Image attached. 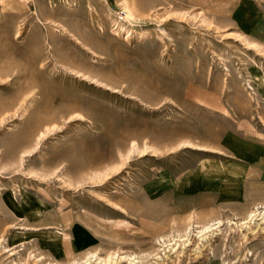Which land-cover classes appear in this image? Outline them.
<instances>
[{
  "label": "rangeland",
  "instance_id": "1",
  "mask_svg": "<svg viewBox=\"0 0 264 264\" xmlns=\"http://www.w3.org/2000/svg\"><path fill=\"white\" fill-rule=\"evenodd\" d=\"M2 71L0 264H264V0H0Z\"/></svg>",
  "mask_w": 264,
  "mask_h": 264
},
{
  "label": "bare ground",
  "instance_id": "2",
  "mask_svg": "<svg viewBox=\"0 0 264 264\" xmlns=\"http://www.w3.org/2000/svg\"><path fill=\"white\" fill-rule=\"evenodd\" d=\"M69 3V2H68ZM17 28V27H16ZM22 28V27H21ZM62 28H63V32L64 33H68L69 34V36L71 37H75L74 39L75 40H77V43H80V41H79V39L76 37V36H74V34H72L70 31H68V29L67 28H65L64 26H62ZM62 32V31H61ZM63 33V34H64ZM16 35H17V37L16 38H19V37H21V29L20 28H18L17 30H16ZM248 44H250V45H254V46H259L258 44H256V43H254V42H248ZM85 46V45H84ZM30 62L32 63V64H34V63H37V61H35V60H30ZM32 72V71H31ZM2 73H3V71L2 72H0V74H1V76H2ZM5 78H8V76H6ZM35 78V77H34ZM33 80V79H32ZM34 82V81H33ZM30 83V82H29ZM35 83H36V81H35ZM33 84V83H32ZM37 84V83H36ZM34 85V84H33ZM27 90V89H26ZM27 95V94H26ZM25 95V96H26ZM23 96V95H22ZM42 134V133H41ZM44 134V133H43ZM42 136V135H41ZM40 136V137H41ZM41 138H43V137H41ZM39 140V139H38ZM36 146H38V144L36 145ZM31 147H34V145H32ZM31 147H28V148H30V149H25V152L26 153H28V152H31L32 151V149H31ZM34 149V148H33ZM35 150H36V148H35ZM33 153V152H32ZM107 175V174H106ZM257 216V215H256ZM253 217V216H252ZM253 219V218H252ZM252 219H250L251 221H253ZM264 219V217L262 218V220ZM204 230V234L202 235L203 236V239L204 238H207L208 236H209V232L211 231V229H210V227H206L205 229H203ZM185 244V243H184ZM174 246V245H173ZM172 246V247H173ZM171 247V248H172ZM175 247V246H174ZM174 250V249H173ZM175 250H177V249H175ZM174 250V251H175ZM171 251H172V249H171ZM89 257V258H88ZM87 257V259L84 261V262H78V261H76V262H74L73 264H110V263H112L113 261H114V259H119L120 257L119 256H115V255H110L109 256V258L107 259H103V258H101V257H99V256H97L96 254H92L91 256H88ZM122 259H123V257H122ZM129 262H130V264H138V261H136V258H130L129 259ZM113 264V263H112Z\"/></svg>",
  "mask_w": 264,
  "mask_h": 264
},
{
  "label": "built area",
  "instance_id": "3",
  "mask_svg": "<svg viewBox=\"0 0 264 264\" xmlns=\"http://www.w3.org/2000/svg\"><path fill=\"white\" fill-rule=\"evenodd\" d=\"M52 1H54V2H64V1H67V0H52Z\"/></svg>",
  "mask_w": 264,
  "mask_h": 264
}]
</instances>
